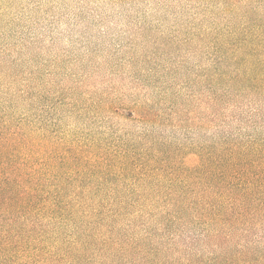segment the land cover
I'll return each mask as SVG.
<instances>
[{
	"label": "trees",
	"instance_id": "trees-1",
	"mask_svg": "<svg viewBox=\"0 0 264 264\" xmlns=\"http://www.w3.org/2000/svg\"><path fill=\"white\" fill-rule=\"evenodd\" d=\"M187 1L204 135L147 100L114 107L141 149H96L0 107V264H264V0Z\"/></svg>",
	"mask_w": 264,
	"mask_h": 264
},
{
	"label": "rangeland",
	"instance_id": "rangeland-1",
	"mask_svg": "<svg viewBox=\"0 0 264 264\" xmlns=\"http://www.w3.org/2000/svg\"><path fill=\"white\" fill-rule=\"evenodd\" d=\"M198 8L187 0H0V107L13 103L7 114L96 149L139 150L138 125L114 107L148 100L161 118L175 105L191 119L155 136L201 137L194 72L206 62L189 39L204 17Z\"/></svg>",
	"mask_w": 264,
	"mask_h": 264
}]
</instances>
